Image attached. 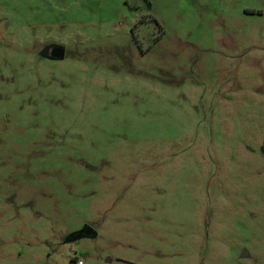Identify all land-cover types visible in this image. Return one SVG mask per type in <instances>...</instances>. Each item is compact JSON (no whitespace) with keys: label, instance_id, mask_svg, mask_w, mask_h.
Wrapping results in <instances>:
<instances>
[{"label":"rangeland","instance_id":"374dc122","mask_svg":"<svg viewBox=\"0 0 264 264\" xmlns=\"http://www.w3.org/2000/svg\"><path fill=\"white\" fill-rule=\"evenodd\" d=\"M80 261L264 264V0H0V264Z\"/></svg>","mask_w":264,"mask_h":264},{"label":"water","instance_id":"95a60500","mask_svg":"<svg viewBox=\"0 0 264 264\" xmlns=\"http://www.w3.org/2000/svg\"><path fill=\"white\" fill-rule=\"evenodd\" d=\"M65 51L62 48L55 47L53 51V57L60 58L61 60L64 58ZM96 235V232L92 228H87L78 233L79 237H93Z\"/></svg>","mask_w":264,"mask_h":264},{"label":"flooded vegetation","instance_id":"af4514ba","mask_svg":"<svg viewBox=\"0 0 264 264\" xmlns=\"http://www.w3.org/2000/svg\"><path fill=\"white\" fill-rule=\"evenodd\" d=\"M53 51H54V48H52V49L50 50V54H49L50 59H54V57H53ZM56 59L61 60L60 58H55L54 60H56Z\"/></svg>","mask_w":264,"mask_h":264},{"label":"trees","instance_id":"16d2710c","mask_svg":"<svg viewBox=\"0 0 264 264\" xmlns=\"http://www.w3.org/2000/svg\"><path fill=\"white\" fill-rule=\"evenodd\" d=\"M75 237H79V236H78V233L75 235Z\"/></svg>","mask_w":264,"mask_h":264},{"label":"built area","instance_id":"2783aa9c","mask_svg":"<svg viewBox=\"0 0 264 264\" xmlns=\"http://www.w3.org/2000/svg\"><path fill=\"white\" fill-rule=\"evenodd\" d=\"M79 264H82V262L80 261Z\"/></svg>","mask_w":264,"mask_h":264}]
</instances>
